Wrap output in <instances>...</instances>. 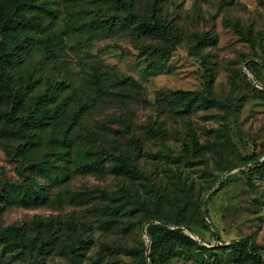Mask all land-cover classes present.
Returning a JSON list of instances; mask_svg holds the SVG:
<instances>
[{"label":"rangeland","instance_id":"obj_1","mask_svg":"<svg viewBox=\"0 0 264 264\" xmlns=\"http://www.w3.org/2000/svg\"><path fill=\"white\" fill-rule=\"evenodd\" d=\"M129 1L133 10L143 15L153 7L152 0ZM107 2L81 0L76 9H93L99 4L106 6ZM62 3L63 0H53L58 9ZM157 8L178 38L174 47L169 46L164 62L154 68H148V62L137 53L143 44L162 42L135 31L133 24L107 33L69 35L67 53L57 58L46 57L43 49L30 40L20 55H11L1 64L2 75L30 71L33 76H40V89L46 87L47 79L62 77L82 87L89 62L95 59L103 64V69L136 81V85L109 87L112 94L102 95L95 107L83 112L75 128L81 135L86 131L104 133L105 138L95 143L110 152L132 153L138 178L114 174L106 159L102 170L96 173L74 172L69 165V175L60 184H53L41 174L36 176L50 197L59 189H101L124 194L115 214L96 210L97 205L105 203L100 195L88 203L75 202L67 196L56 203L35 205L8 199V182L20 179L17 162H9L0 145V228L25 224L36 235L41 230L33 227L34 219H58L61 226L55 234L60 240L92 238L77 263L69 256L50 253L43 264H138L132 251L140 241L149 250L145 227L156 213L154 193L165 185L170 188L173 174L180 176L193 197L198 192L206 196L210 221L205 214L204 217L209 231L193 218L190 225L194 232H185L202 245L213 247V252L205 255L210 264H237L224 245L241 239H250L264 257V171L256 167L264 161V0H159ZM104 12L101 19L109 16ZM235 24L251 31L254 39H242ZM24 36L15 32L6 40L13 42ZM244 55L262 58L255 60L259 63L257 73L247 70ZM207 72L212 75L214 104L188 113L176 112L166 97L175 90L201 92ZM118 118L127 120L128 131L117 122ZM151 127L155 132L149 130ZM131 135L138 139V145L132 144ZM15 144L8 142L9 147ZM47 155L50 160L55 159L54 153ZM248 157L259 163L243 162ZM164 204L168 206L166 201ZM109 218L112 223L105 224ZM19 251L15 246L1 247L0 264L33 262L28 255L19 256ZM197 261L195 253L178 250L165 264H199Z\"/></svg>","mask_w":264,"mask_h":264},{"label":"trees","instance_id":"obj_2","mask_svg":"<svg viewBox=\"0 0 264 264\" xmlns=\"http://www.w3.org/2000/svg\"><path fill=\"white\" fill-rule=\"evenodd\" d=\"M80 2L81 0H63L61 9H58L53 6V0H0V67L9 56L20 55L23 45H28L30 40L43 49L46 57L57 58L67 53L69 44L66 39L69 35L107 33L124 29L130 24L140 34L162 42L140 46L137 54L145 58L148 68L163 63L170 51L169 46H175L178 37L171 23L158 14L159 0H152L153 7L145 15L134 11L129 0H108L106 6L99 4L93 9H76ZM103 11V14H109L105 19L100 18L105 16L101 15ZM235 31L246 41L254 39L251 31L242 30L238 24H235ZM15 32L24 33V38L8 42L6 37ZM256 58L262 60L260 57L244 55V59H247L245 67L252 74L257 73L259 63L255 61ZM207 75L201 92L172 91L166 97L170 106L178 113H188L214 104L210 87L212 75ZM83 81L84 84L80 87L64 77L47 79L46 87L40 89V76H33L30 71H13L4 75L0 73V145L4 148L7 160L17 162L16 172L20 179V182H8V199L22 205H35L46 201L56 203L67 196L72 201L88 203L96 195H100L105 203L97 205V211L112 215L119 210L120 199L124 194L101 189L72 192L59 189L50 197L45 185L36 177L41 174L53 184H60L69 175V165L74 172L96 173L102 170L105 159L110 161V170L114 174L129 179L139 176L138 165L132 153L110 152L106 147L95 143L96 140L105 138L104 133L86 131L81 135L75 128L83 112L95 107L102 95L112 94L109 87L136 85V81L131 76L103 69V64L98 59L89 62V70L85 72ZM117 122L126 131L129 130V123L125 118H118ZM149 130L155 132L152 127ZM10 141L16 144L9 147ZM131 142L139 144L134 135H131ZM193 150H197L196 144ZM48 152L54 153L58 163L47 157ZM243 162L259 163L253 157H248ZM256 167L264 171V161ZM171 184L170 188L165 185L154 193L156 213L150 217L151 220L145 227L149 236V250L147 244L140 241L139 247L132 251L133 255L138 259V264H165L176 251L183 250L195 253L199 264H210L205 255L207 252L211 254L213 247L202 245L185 232H194L190 225L193 218H197L201 227L209 231L205 220L206 217L210 221L206 196L199 195L198 192L193 197L189 187L176 174H173ZM112 221V218L106 219L105 224ZM141 224L143 227L144 224ZM32 225L41 232L32 235L25 224H7L1 227L0 253L1 247L15 246L20 248L17 253L19 256L28 255L33 259L30 264H43V259L50 253L69 256L72 262L77 263L92 243L91 237H67V241L60 240L59 235L55 234L61 226L58 219L42 220L37 217ZM212 235L218 238L217 233ZM224 248L237 264H264V257L250 239L231 242L224 245ZM213 256L216 258L217 255Z\"/></svg>","mask_w":264,"mask_h":264},{"label":"water","instance_id":"obj_3","mask_svg":"<svg viewBox=\"0 0 264 264\" xmlns=\"http://www.w3.org/2000/svg\"><path fill=\"white\" fill-rule=\"evenodd\" d=\"M148 253V252H147Z\"/></svg>","mask_w":264,"mask_h":264}]
</instances>
